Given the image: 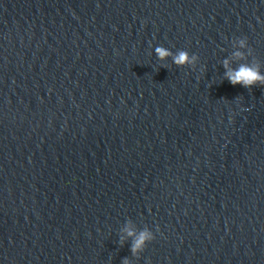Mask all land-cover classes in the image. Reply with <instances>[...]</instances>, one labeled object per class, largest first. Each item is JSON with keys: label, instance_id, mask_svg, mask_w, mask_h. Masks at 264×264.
I'll use <instances>...</instances> for the list:
<instances>
[{"label": "water", "instance_id": "obj_1", "mask_svg": "<svg viewBox=\"0 0 264 264\" xmlns=\"http://www.w3.org/2000/svg\"><path fill=\"white\" fill-rule=\"evenodd\" d=\"M225 59L264 74V0H0V264H264V86Z\"/></svg>", "mask_w": 264, "mask_h": 264}, {"label": "clouds", "instance_id": "obj_2", "mask_svg": "<svg viewBox=\"0 0 264 264\" xmlns=\"http://www.w3.org/2000/svg\"><path fill=\"white\" fill-rule=\"evenodd\" d=\"M239 48H245L248 46L247 38H237ZM155 54L160 61H165L171 57L173 63L177 67L191 66L194 67L198 56L195 54H189L186 50H178L173 53L169 49L163 46H157L155 48ZM232 56L236 59L243 60L246 59L245 53L241 51H234ZM223 67L225 68V78L234 86L240 84L245 88H251L257 84L264 86V74L260 72V65L241 63L238 67L232 68L230 59L223 60ZM159 230V229H157ZM125 234L121 236L120 243L123 244L125 238H131V253L133 256H138L144 251L148 243L155 239L153 231L148 228H144L140 231L132 226L131 221H129L125 227L122 229ZM122 264H130L128 258L122 261Z\"/></svg>", "mask_w": 264, "mask_h": 264}]
</instances>
